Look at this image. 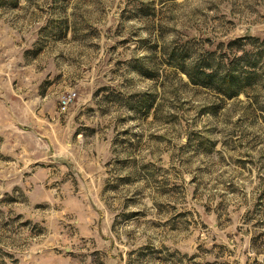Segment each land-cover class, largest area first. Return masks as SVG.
Returning a JSON list of instances; mask_svg holds the SVG:
<instances>
[{
    "label": "rangeland",
    "instance_id": "obj_1",
    "mask_svg": "<svg viewBox=\"0 0 264 264\" xmlns=\"http://www.w3.org/2000/svg\"><path fill=\"white\" fill-rule=\"evenodd\" d=\"M0 264H264V0H0Z\"/></svg>",
    "mask_w": 264,
    "mask_h": 264
},
{
    "label": "trees",
    "instance_id": "obj_2",
    "mask_svg": "<svg viewBox=\"0 0 264 264\" xmlns=\"http://www.w3.org/2000/svg\"><path fill=\"white\" fill-rule=\"evenodd\" d=\"M254 63V62H253ZM249 64H252V62H250ZM203 69H206V68H210L211 67L208 65V64H204L203 65ZM205 71V72H204ZM203 73L205 74L204 78L207 79V80H210V79H213L214 78V74H213V70H210V72L204 70ZM189 74V73H188ZM192 81H194L195 83H206V82H199V78H197L196 76H194L193 74H189ZM229 83H230V88L233 92H230L229 95L233 96V95H236L240 92V87L236 86L239 79L237 78V75L233 74V73H229Z\"/></svg>",
    "mask_w": 264,
    "mask_h": 264
},
{
    "label": "built area",
    "instance_id": "obj_3",
    "mask_svg": "<svg viewBox=\"0 0 264 264\" xmlns=\"http://www.w3.org/2000/svg\"><path fill=\"white\" fill-rule=\"evenodd\" d=\"M75 93L74 92H68L63 95L61 98V104L63 107L68 106V104L74 99Z\"/></svg>",
    "mask_w": 264,
    "mask_h": 264
}]
</instances>
